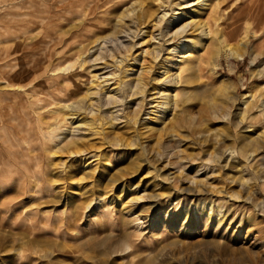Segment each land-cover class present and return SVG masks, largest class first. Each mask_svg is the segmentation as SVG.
<instances>
[{"label": "rangeland", "instance_id": "obj_1", "mask_svg": "<svg viewBox=\"0 0 264 264\" xmlns=\"http://www.w3.org/2000/svg\"><path fill=\"white\" fill-rule=\"evenodd\" d=\"M184 1L166 3L173 8ZM222 1L223 10L207 18L213 23L219 20L228 33L230 47L244 54V59H223L215 72L205 73L204 89L192 114L199 123L208 116L200 109L207 106V100L220 110L235 102L247 116L245 138L254 139L264 131V0ZM130 2L0 0V264H264V216L252 205L226 200V194L238 193L240 180H245L237 168H231L236 179L232 183L226 180L227 170L221 165L202 164L204 171L199 180L208 186L207 190L215 191L214 195L205 192L192 196L185 192L180 196L182 202H177L179 194L169 197L155 175H148L145 164L135 172L142 157L129 151L122 159L112 158L111 168L101 164V172L107 173L99 190L109 192L108 180L124 176L132 190L139 183L140 187L124 194L116 190L114 206L101 202L94 214L85 210L90 199L83 193L94 180L85 179L82 162L73 160L59 173L62 156L48 151L55 143L48 131L55 124L57 104L66 100L82 80L78 71L58 74L57 70L76 62L80 48L86 44V23L114 22ZM245 37L247 48L242 45ZM56 54L68 61L62 62ZM213 57L215 54L207 57V64L213 65ZM51 101L55 106L50 105ZM187 118L182 116V120ZM202 129L227 138L235 136L232 129L218 122L209 126L204 123ZM187 131V127L181 130L184 135ZM125 132L121 130L120 135L129 141L132 134ZM237 136L240 140L241 131ZM149 141L152 146L157 144L156 139ZM183 141L187 157L201 154L196 165L207 161L206 152H215L212 144L200 150L190 140ZM224 141L236 145L235 140ZM257 161L256 166L264 165V153ZM260 184L254 198L257 202L264 199L262 180ZM241 194L247 198L245 192ZM139 195H146L148 200L132 204L130 201ZM157 196L161 197L154 200ZM192 201L194 208L182 215L184 206L190 207ZM218 201L232 209L229 220L221 223L215 216H205L202 210ZM83 214L86 220L68 218Z\"/></svg>", "mask_w": 264, "mask_h": 264}, {"label": "bare ground", "instance_id": "obj_2", "mask_svg": "<svg viewBox=\"0 0 264 264\" xmlns=\"http://www.w3.org/2000/svg\"><path fill=\"white\" fill-rule=\"evenodd\" d=\"M166 1L131 0L114 22L85 24L83 31L87 40L80 48L81 52L78 50L80 53L77 54L76 62L56 69L58 74L78 71L77 76L82 81L74 89L69 88L72 90L66 100H61L57 110L52 111L55 117L51 119L55 124L50 127L48 135L55 143L47 149L54 155L62 156L58 164L59 173H63L68 163L75 160L82 162L85 179L89 177L94 180L88 192L83 193L90 199L85 208L89 213L94 214L101 202L114 206L118 198L114 193L116 190L120 194L131 192L132 187L126 184L125 176L116 180L110 178L107 183L111 188L109 192H100L99 188L107 173L106 170L101 172V164L111 168L112 158L122 159L126 152L132 151L135 154L133 156L142 157L134 167L135 172H139L145 164L148 175H155L160 185L168 190L169 197L179 194L177 202L186 193L192 196H202L205 192L214 195L215 191L207 190L208 186L199 180L204 165H221L227 170L226 180L232 183L236 179L231 174V168H237L245 180H240L238 193H227L228 199H225L235 205H252L256 213L264 216V199L259 202L254 199L259 194L260 180L264 184V165L256 166L257 158L264 153V131L254 139L245 138L247 116L241 112L242 108L236 107L235 102H229L230 107L224 102L227 106L220 110L213 101L207 100L206 108L202 106L200 109L207 112L208 116L199 123L192 114L204 89L205 73L208 70L215 72L223 59H244V54L230 47L228 33L219 25V20L213 23L207 18L216 10H223V1L186 0L184 3L178 2L173 8ZM246 37L242 41L244 48L248 46ZM211 53L215 54L213 65L206 62ZM55 57L63 59L62 62L68 61L65 56L59 58V54ZM261 103L264 114V99ZM51 104L55 106L56 103L51 101ZM183 115L188 118L182 120ZM214 122L226 125L235 136L227 138L202 129L204 123L209 126ZM186 127L188 131L184 135L181 130ZM124 129L127 131L125 133L132 134L129 141L120 135ZM239 131L242 133L240 140L237 136ZM165 135L168 140L164 141ZM151 138L156 139V145H151ZM184 139L190 140L200 150L212 144L215 152H206L209 157L207 161L196 165L201 154L187 157L183 149ZM225 139L228 142L235 140L236 145H227ZM24 192H21L23 196ZM242 192L247 194V198L242 197ZM147 200L146 195H139L130 202L138 205ZM219 201L212 202L211 206L202 210L205 216H215L221 223L222 220H229L232 209ZM184 207L182 215L194 208L193 201L190 207L187 204ZM68 218L86 220L84 214ZM128 237L129 234L125 236L126 240Z\"/></svg>", "mask_w": 264, "mask_h": 264}]
</instances>
